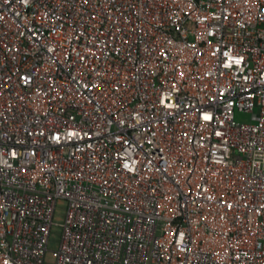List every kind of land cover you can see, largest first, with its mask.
<instances>
[{
	"label": "built area",
	"instance_id": "2783aa9c",
	"mask_svg": "<svg viewBox=\"0 0 264 264\" xmlns=\"http://www.w3.org/2000/svg\"><path fill=\"white\" fill-rule=\"evenodd\" d=\"M61 202L55 264H264V0H0V264Z\"/></svg>",
	"mask_w": 264,
	"mask_h": 264
},
{
	"label": "rangeland",
	"instance_id": "374dc122",
	"mask_svg": "<svg viewBox=\"0 0 264 264\" xmlns=\"http://www.w3.org/2000/svg\"><path fill=\"white\" fill-rule=\"evenodd\" d=\"M257 112L251 116L247 113L236 112L235 120L238 123L250 122L256 119ZM66 216V203L61 202L56 207L55 217H54V224L52 226L51 235L49 237L48 243V253L46 255L45 263L44 264H55L53 252L58 249L62 231H63V223L65 221Z\"/></svg>",
	"mask_w": 264,
	"mask_h": 264
}]
</instances>
